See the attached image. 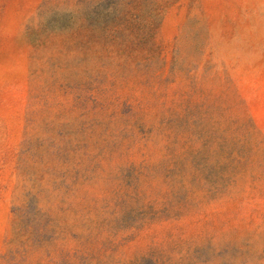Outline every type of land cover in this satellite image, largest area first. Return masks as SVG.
Here are the masks:
<instances>
[{
    "label": "rangeland",
    "instance_id": "374dc122",
    "mask_svg": "<svg viewBox=\"0 0 264 264\" xmlns=\"http://www.w3.org/2000/svg\"><path fill=\"white\" fill-rule=\"evenodd\" d=\"M0 264H264V0H0Z\"/></svg>",
    "mask_w": 264,
    "mask_h": 264
}]
</instances>
